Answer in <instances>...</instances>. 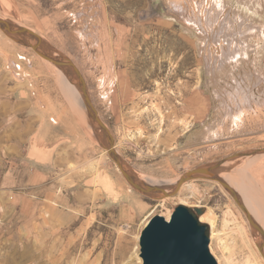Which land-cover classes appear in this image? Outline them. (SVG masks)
Listing matches in <instances>:
<instances>
[{"label": "rangeland", "instance_id": "1", "mask_svg": "<svg viewBox=\"0 0 264 264\" xmlns=\"http://www.w3.org/2000/svg\"><path fill=\"white\" fill-rule=\"evenodd\" d=\"M218 1L0 0V16L70 57L117 153L140 177L169 183L196 166L264 148V32L251 27L262 26L264 0H254L258 21L248 17L252 0ZM224 33L247 38L249 57L237 65L228 60V73L215 75L208 60L220 62L229 46L239 50ZM6 36L0 34V264H139L146 223L173 212L189 186L163 206L129 186L81 105L77 84ZM184 119L194 121L186 134ZM138 132L142 138L130 137ZM252 158L223 168L236 176L232 188L264 228V153ZM97 162L119 195L93 197ZM192 187L218 213L220 233L211 234L210 248L219 264L247 263L246 222L256 236L245 212L210 180H193Z\"/></svg>", "mask_w": 264, "mask_h": 264}, {"label": "water", "instance_id": "2", "mask_svg": "<svg viewBox=\"0 0 264 264\" xmlns=\"http://www.w3.org/2000/svg\"><path fill=\"white\" fill-rule=\"evenodd\" d=\"M0 28L8 37L52 60L64 71L71 82L77 84L83 95L90 121L95 129L101 133V144L106 148L134 189L144 195L151 196L156 201L175 195L188 181L198 179L218 180L243 209L252 228L260 233L262 232L259 223L254 220L236 191L222 178L221 174L227 161L264 153V148L240 151L212 163L196 166L184 172L172 186V191L167 192L162 185L144 181L117 153L114 136L94 106L81 70L70 57L54 48L42 36L27 26L0 17ZM206 209L205 205L191 206L180 203L175 207L170 218L161 213L152 216L140 235V255L143 264H219L210 248L211 226L201 219ZM259 248L262 250L261 243H259Z\"/></svg>", "mask_w": 264, "mask_h": 264}, {"label": "bare ground", "instance_id": "3", "mask_svg": "<svg viewBox=\"0 0 264 264\" xmlns=\"http://www.w3.org/2000/svg\"><path fill=\"white\" fill-rule=\"evenodd\" d=\"M226 1H232V0H219L218 2H217V4L219 3V5L221 6L223 3H225ZM239 2H243L242 0H238ZM233 2V1H232ZM258 2H260L261 4L263 3L262 2V0H258ZM227 4H228V2H226ZM245 6H249V10L254 14V15H250L249 14V16L248 17H250V18H252V20H259V19H257L258 18V16H257V13L258 12H260V9H259V6H258V3H256V2H254V0H252L251 1V3H249V2H247L246 4H245ZM217 7V6H216ZM221 8H223V7H221ZM217 11H218V7H217ZM240 11V10H239ZM238 11V12H239ZM247 15V14H246ZM1 17V16H0ZM2 18H4V19H6V17H4V16H2ZM250 20V19H249ZM227 21V20H226ZM225 21V22H226ZM234 21V20H233ZM245 22V21H244ZM260 22L262 23V26H255V25H252L251 27H254V28H256V29H258L259 31H261V33L262 32H264V20L263 19H260ZM19 23V22H18ZM231 23V22H230ZM242 23V22H241ZM250 24V23H249ZM248 24V25H249ZM19 25H22V26H25L23 23H19ZM226 25V24H225ZM224 25V26H225ZM240 25V24H239ZM227 27V26H226ZM241 27V26H240ZM224 28V27H223ZM222 28V29H223ZM230 28V27H229ZM250 28V27H249ZM222 29H221V31H222ZM231 29V28H230ZM227 30V29H226ZM224 31H225V28H224ZM244 31V30H243ZM2 33V30H1V28H0V34ZM229 33V32H228ZM231 33V32H230ZM242 33H244V32H242ZM3 34V33H2ZM225 34V33H224ZM232 34V33H231ZM235 34H236V32H235ZM237 35V34H236ZM236 35H235V37H236ZM247 35H248V33H247ZM225 36H226V39H225V41L227 42V43H229V45H231V44H233V46H234V43H235V45H238L239 46V50H234L233 48H230V46H229V48H228V51L225 53L224 52V55H223V58H222V60L219 62V58L217 59V60H214V59H209L208 60V63H209V66H211V67H209L210 69H212V71L214 72L215 71V75H220V74H225V73H228V70H229V66H228V64H225V63H227L228 62V60H229V63H234V64H236V63H239V61H241V60H243L244 58H247V57H249V50H250V47H251V45L248 43V42H246L247 41V38H246V40H244V39H240V40H242L243 42H241L240 40H239V38L237 39V38H235V37H232V35H227V34H225ZM246 36V35H245ZM264 36V35H263ZM262 36V37H263ZM86 37V36H85ZM242 38V37H241ZM264 38V37H263ZM247 43H248V45H247ZM252 44V43H251ZM254 46H256V45H254ZM256 49H258V48H256ZM260 49H262V48H260ZM262 52V51H261ZM259 53H260V51H259ZM257 54H258V50H257ZM261 54V53H260ZM259 55V54H258ZM261 55H259V57H260ZM256 57H258L257 55H256ZM260 60H263V59H260ZM53 62V61H52ZM233 64V65H234ZM243 64V63H242ZM241 64V65H242ZM237 65V64H236ZM58 66V65H57ZM239 66V65H238ZM59 67V66H58ZM60 68V67H59ZM259 71V70H258ZM264 72V71H263ZM258 73V72H257ZM255 74H252L251 76L253 77ZM250 76V75H249ZM263 76L264 75H262V73L260 74L259 73V77L262 79L263 78ZM251 78V77H250ZM264 79V78H263ZM262 81H264V80H262ZM246 82V81H245ZM253 82V81H252ZM257 82V81H256ZM258 83V82H257ZM241 84V83H240ZM242 88H243V86H242ZM242 88H240V89H242ZM249 90V89H248ZM239 91H241V90H239ZM242 91H244V90H242ZM237 94V93H236ZM78 97H82V99H83V104H82V102H81V105H84V108H85V110L87 111V108H86V104H85V101H84V98H83V95H82V93H80V96L79 95H77ZM221 96V95H220ZM157 108V109H159L158 108V106L157 105H154V108ZM156 110V109H155ZM157 111V110H156ZM193 124H194V121H193V119H184V120H181L180 121V125H181V129H182V132H184L185 134L191 129V127L193 126ZM139 133V132H138ZM138 133H136V134H133V135H131L130 137L131 138H136V137H141L142 138V135H143V133L142 132H140L139 134ZM208 133H209V131H208ZM159 135H158V132H157V134L155 135V136H153L154 137V139H156L157 137H158ZM212 136V135H211ZM144 137H145V135H144ZM159 140L161 139L160 137L158 138ZM133 140V139H132ZM156 141H158V140H156ZM261 154H263V153H260V154H256V155H248V156H245V157H242V158H255V157H258V156H260ZM252 158V159H253ZM252 159H250V161L252 160ZM230 162H232V161H227L226 163H225V165L226 164H228V163H230ZM237 162V161H236ZM99 162H97V163H92L91 164V168L93 169V170H95V173H96V175L94 176V177H92V179L90 180V182H89V184H90V186L92 187L91 189H93L92 190V194H93V197H98L103 191H106V192H109L110 194H114V196H115V194H118V191H117V189H116V183H115V181H114V179L113 178H111L110 177V175H108V174H102V173H100L99 171H100V169H99ZM234 165V164H233ZM168 168V167H167ZM166 168V172H168V169ZM230 168H232V167H229V170H231ZM117 169L122 173V171L120 170V168H119V166L117 165ZM233 169V168H232ZM235 169V168H234ZM225 169L223 168V170H222V174H221V176H222V178L225 180V181H227L229 184H230V186L231 187H233L234 186V183H232V180L231 179H234L233 178V176H235V175H233V176H231V173H229V172H225L224 171ZM164 171V170H163ZM234 171V170H233ZM233 171H231V172H233ZM150 172V171H149ZM155 174V173H154ZM120 176V175H119ZM122 178L124 179V181L125 182H127V184H129V186H131L132 187V185L130 184V182L127 180V178L124 176V174L122 173ZM143 176V175H142ZM144 176H146V177H141L144 181H146V182H148V183H151V184H155V185H162L165 189H166V191L167 192H171L172 191V186L180 179V177H178L177 179H175L174 181H172V182H169V183H166L165 181H159V180H155V178L154 177H152V176H149V175H144ZM236 177V176H235ZM120 179V178H119ZM210 181H212V182H214V184L215 185H217V186H219L220 187V189H222V190H226V188L223 186V184L220 182V181H218V180H210ZM192 182H193V180L192 181H188V182H186V183H184V185L182 186V188H181V190H180V193L179 194H183L182 192V189L184 188V186H189V190H190V192H189V190H188V194L186 195V199H183V202L182 203H185V204H189V199L191 200V198L192 199H195L196 200V205H203L202 203H203V196L198 192V190H194L193 189V187H192ZM127 184H125V185H127ZM98 185H100V187L98 186ZM117 188H118V186H117ZM129 189V188H128ZM130 190V189H129ZM200 191V190H199ZM227 191V190H226ZM225 192V191H224ZM108 193V194H109ZM226 193V192H225ZM237 193V192H236ZM178 194V195H179ZM119 195V194H118ZM117 195V196H118ZM237 195L239 196V198H240V200L243 202V204L245 205V207H246V209L250 212V214H251V216L254 218V220H256L258 223H259V226H260V228H261V231L263 232H259V231H257L256 229H253L254 231H253V235H255L256 236V238H252V237H250V231H249V228L247 227V222L245 223V229H247V231L245 230V233L246 232H248V236H249V246H250V249H251V253L249 254V256H248V258L246 259V262L247 263H245V264H264V228H263V226L261 225V221L258 219V217H256L252 212H251V210L249 209V207L247 206V204L245 203V202H247V203H250L249 202V200L248 201H244V199L241 197V195H239L238 193H237ZM179 196H182V195H179ZM169 199V197H165V198H163V199H158V200H156V201H160V203L157 205V206H163L164 205V203L167 201ZM232 200V199H231ZM232 204V203H231ZM189 205H191V204H189ZM234 207H235V205L234 204H232ZM249 205H251V204H249ZM231 206V205H230ZM206 207H207V209H206V212L201 216V219L203 220V221H206V222H208L209 224H210V226H211V234H212V238H215L219 233H217V230H218V213L216 212V210H215V208L213 207V206H210V205H206ZM243 210V209H242ZM171 214H172V210L171 209H168L167 210V212H165L164 213V215L167 217V218H170V216H171ZM241 225H243V224H241ZM247 236V235H246ZM139 237V236H138ZM211 238V239H212ZM220 239V238H219ZM222 239V238H221ZM223 240V239H222ZM220 242H221V240H219ZM224 241V240H223ZM248 241V240H247ZM138 242H139V240H138ZM259 243H261L262 244V250H261V252L258 250V247H259ZM138 244V243H137ZM222 244H226L225 242H222ZM258 246V247H257ZM221 247H222V245H221ZM224 247V246H223ZM223 250V249H222ZM231 250V249H230ZM139 251H140V246L138 245L137 246V256H138V261H139V264H142V259H141V255L139 254ZM224 251H226V249H224ZM229 256V255H228ZM230 257V256H229ZM228 257V258H229ZM231 258V257H230ZM228 261H229V259H228ZM222 264V263H221Z\"/></svg>", "mask_w": 264, "mask_h": 264}, {"label": "crops", "instance_id": "4", "mask_svg": "<svg viewBox=\"0 0 264 264\" xmlns=\"http://www.w3.org/2000/svg\"><path fill=\"white\" fill-rule=\"evenodd\" d=\"M1 35H2V36H6L5 34H2V33H1ZM6 37H7V36H6ZM7 38H8V37H7ZM9 40H10V39L8 38V41H9ZM6 49H7V52H9V49H8L7 47H6ZM30 148L33 149L34 146H33V145L30 146ZM48 149H52V148L48 147ZM83 153H84V152H83Z\"/></svg>", "mask_w": 264, "mask_h": 264}]
</instances>
